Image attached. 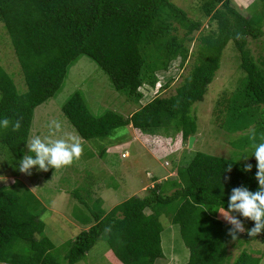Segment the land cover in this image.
I'll return each instance as SVG.
<instances>
[{"label": "trees", "instance_id": "16d2710c", "mask_svg": "<svg viewBox=\"0 0 264 264\" xmlns=\"http://www.w3.org/2000/svg\"><path fill=\"white\" fill-rule=\"evenodd\" d=\"M232 3L202 0L204 15L216 22L217 28L202 37L197 63L175 94L154 96L128 117L114 110L95 115L80 92L72 94L63 112L79 135L86 140L106 138L116 129L132 125L149 133L174 127L188 140L197 132L192 107L204 100L229 41L240 52L246 76L234 94L236 100L227 107L228 120L235 119L230 112L239 104L236 94H241V104L263 108L264 68L255 62L247 45L250 37L258 39L263 33L264 9L262 14L246 17ZM257 3L264 6V0L251 5ZM0 22L12 40L26 82L25 90H20L0 65V118L21 122L18 131L0 129V145L16 160L23 155L36 109L60 90L70 68L82 56L94 61L116 90L126 91L139 102L144 97L141 87H155L159 82L158 71H167L170 62L178 58L181 65L187 62L191 52L186 41H194L192 33L202 25L172 0H0ZM176 23L186 29L185 35L174 33ZM232 160L198 151L187 165L177 169L178 178L158 183L149 195L132 196L109 212L101 208V198L88 194L85 200L74 193L89 210L83 223H94L68 243L70 249L64 257L45 232L46 223L41 218L45 209L38 196L26 186L17 188L18 182L0 186V262L76 264L105 232L123 264H155L164 257L160 217L173 209L172 220L179 224L189 250L186 264H260L264 254L259 250L252 253L245 248L232 262L225 256L231 237L226 223L217 217L227 210L222 183L225 193L241 183L253 190L257 186L254 163L250 174L241 172L238 164L224 173ZM226 175L230 182H224ZM168 184L174 189L171 193L167 192ZM91 201L96 202L94 207ZM148 208L152 213H146ZM251 226V222L246 224ZM244 237L246 243L264 240V235ZM177 259L172 257L170 264Z\"/></svg>", "mask_w": 264, "mask_h": 264}, {"label": "rangeland", "instance_id": "374dc122", "mask_svg": "<svg viewBox=\"0 0 264 264\" xmlns=\"http://www.w3.org/2000/svg\"><path fill=\"white\" fill-rule=\"evenodd\" d=\"M172 1L184 10L191 20L200 21L202 25L192 33L194 41H186L191 52L187 62L181 65L178 58L170 62L167 71H158L159 82L155 87L143 85L141 92L144 97L139 102L128 96L126 91L116 90L109 76L88 56H82L70 68L60 90L36 109L29 138L34 135H48L49 124L58 121L62 127L56 133L57 137L76 136L80 139L83 153L78 160L60 169L39 173L33 171L32 175H26L11 165L16 159L8 148L3 149L0 145V186L11 187L18 182L15 185L17 188L26 186L38 196L45 209L41 215L46 223L45 232L59 248L62 257L70 249L68 243L94 223H83V218L90 214L78 195L84 199L88 194L94 199L101 198V208L109 212L132 196L149 195L160 181L163 183L178 178L177 169L181 165H187L198 151L234 159L245 150L250 153L253 143L262 142L264 107L253 105L254 108H251L241 104L242 96L239 93L236 94L239 104L230 112L231 115L235 114V119L230 121L227 117V107L232 106L236 100L233 99L234 94L246 76L240 52L233 41H229L223 50L220 68L208 86L204 100L198 101L192 107V115L196 117L197 123V132L194 135L196 139L192 148H189V139H184L182 133L174 127H163L149 133L129 125L116 129L109 137L86 140L65 116L63 105L75 92L83 95L89 110L95 115L105 110H114L126 117L131 116L154 96L168 97L176 93L177 87L197 63L202 37L216 30L217 24L204 15L202 0ZM254 1L232 0V4L246 17L262 14L264 6L262 7L261 3L252 6ZM176 26L178 29L174 33L178 36L185 35L186 29L178 23ZM262 32L258 39L250 37L247 47L255 62L264 68V21ZM0 65L12 75L18 88L25 90L26 82L21 64L15 54L12 40L1 22ZM233 127H237V130H232ZM250 162L255 164V158H250ZM169 185L166 188L167 192L171 193L174 189H169ZM91 197L87 199V203ZM94 205L96 202L92 207ZM226 212L227 210L221 211L217 217L229 228L230 225L222 214ZM146 213L150 214L152 210L148 208ZM173 214L171 209L160 217L164 228V257L157 259L155 264H170L172 257L178 258L174 261L175 264H184L187 257L188 249L182 239L179 224L172 220ZM245 234L228 242L225 256L229 262L235 260L245 248L248 252L259 250L258 252L264 254V240L257 239L246 243L243 240ZM76 264L123 263L114 254L104 232L95 246ZM260 264H264V258Z\"/></svg>", "mask_w": 264, "mask_h": 264}, {"label": "clouds", "instance_id": "9594fccd", "mask_svg": "<svg viewBox=\"0 0 264 264\" xmlns=\"http://www.w3.org/2000/svg\"><path fill=\"white\" fill-rule=\"evenodd\" d=\"M9 127L12 131H18L21 128V122L0 118V129ZM61 127L58 121H52L49 124L48 135H34L27 139L22 157L14 160L11 165L20 173L32 175L33 171L39 173L47 172L49 169H60L78 160L83 153L80 139L76 136L57 137L56 133L61 130ZM253 139H255V133H253ZM251 147L253 150L250 153L247 150L240 153L231 163H227L224 170V173H230L233 166L238 164L241 172L250 174L254 167L250 158H255L254 179L257 184L255 190L249 184L241 183L225 193V183H222V191L228 197L227 212L222 214L230 225L228 235L232 240L238 239L245 233L250 238L264 235V137L262 142L253 143ZM230 181V176H224V182ZM212 209L219 211L215 207ZM249 222L252 226L246 227Z\"/></svg>", "mask_w": 264, "mask_h": 264}, {"label": "water", "instance_id": "95a60500", "mask_svg": "<svg viewBox=\"0 0 264 264\" xmlns=\"http://www.w3.org/2000/svg\"><path fill=\"white\" fill-rule=\"evenodd\" d=\"M195 136H191L190 138H189V148H192L193 147V145H194V142H195Z\"/></svg>", "mask_w": 264, "mask_h": 264}, {"label": "crops", "instance_id": "0c3cea01", "mask_svg": "<svg viewBox=\"0 0 264 264\" xmlns=\"http://www.w3.org/2000/svg\"><path fill=\"white\" fill-rule=\"evenodd\" d=\"M159 183H162L161 181L159 182ZM102 197V196H101ZM162 239H163V232H162ZM188 249V248H187ZM188 260H189V250H188V252H187V257L185 258V262H184V264H186L187 262H188ZM168 262H169V259H168Z\"/></svg>", "mask_w": 264, "mask_h": 264}]
</instances>
